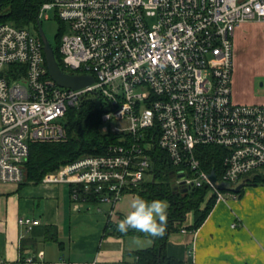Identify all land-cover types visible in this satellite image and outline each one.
Instances as JSON below:
<instances>
[{
    "label": "built area",
    "instance_id": "built-area-1",
    "mask_svg": "<svg viewBox=\"0 0 264 264\" xmlns=\"http://www.w3.org/2000/svg\"><path fill=\"white\" fill-rule=\"evenodd\" d=\"M49 9L62 24L63 71L93 81L58 85L37 30L0 23V182L23 181L30 143L65 141L66 113L86 99L100 101V131L121 135L44 175L74 184V198L94 194L114 207L152 177L153 146L174 167V188L207 184L216 199L264 167V104L232 99L234 30L264 21V0H48L39 21ZM205 146L222 152L214 183L196 156Z\"/></svg>",
    "mask_w": 264,
    "mask_h": 264
},
{
    "label": "crops",
    "instance_id": "crops-1",
    "mask_svg": "<svg viewBox=\"0 0 264 264\" xmlns=\"http://www.w3.org/2000/svg\"><path fill=\"white\" fill-rule=\"evenodd\" d=\"M258 23L243 22L233 34L232 99L264 104V67L251 68L244 58ZM254 173L264 177V167ZM252 178V174L247 177ZM225 190L203 222L193 230L171 233L166 251L183 264H264V181L241 182ZM240 184V183H239ZM68 182H0V264H135L132 253L152 245L149 238L117 236L107 222L119 223L137 195L125 193L112 207L107 202L74 198ZM80 197V196H79ZM185 225L194 221L189 213ZM39 221L27 228L20 218ZM53 238H46V228Z\"/></svg>",
    "mask_w": 264,
    "mask_h": 264
},
{
    "label": "trees",
    "instance_id": "trees-1",
    "mask_svg": "<svg viewBox=\"0 0 264 264\" xmlns=\"http://www.w3.org/2000/svg\"><path fill=\"white\" fill-rule=\"evenodd\" d=\"M48 0H0V23L11 22L18 27L33 26L37 30V13L39 6ZM56 37V46L53 48L54 56L62 70H65L60 61L58 43L61 30ZM67 138L59 142H33L29 145V154L25 161V175L22 182H40L48 172L55 171L60 165L70 163L83 155L102 153L109 142H119L120 133H104L100 131V109L96 102L86 99L79 108H69L65 119ZM153 161L152 177L132 188L128 192L134 193L145 199H162L167 201L168 210L164 234L156 238H150L147 234L130 229L127 233H120L116 229L118 223L107 222L105 228L117 236H141L149 238L152 245L136 250L132 253L135 264H183L179 259L169 256L166 251L168 237L171 233L182 228L196 229L206 218L212 208L216 194L211 191L209 185L192 187L185 191L176 189L171 184L174 167L170 163L166 152L158 146L149 150ZM196 156L200 159L202 168L219 177L222 166V152L217 147H198ZM251 175V174H250ZM246 182L253 184L264 181L260 173H252V178ZM21 183V182H20ZM225 190V189H224ZM86 200L98 202L99 198L82 194ZM189 213H193L194 221L191 225H185ZM50 228H46V238H53Z\"/></svg>",
    "mask_w": 264,
    "mask_h": 264
},
{
    "label": "clouds",
    "instance_id": "clouds-1",
    "mask_svg": "<svg viewBox=\"0 0 264 264\" xmlns=\"http://www.w3.org/2000/svg\"><path fill=\"white\" fill-rule=\"evenodd\" d=\"M131 211L116 225L120 233L130 229L150 238L162 236L166 227L168 203L162 199L148 200L137 195L130 204Z\"/></svg>",
    "mask_w": 264,
    "mask_h": 264
},
{
    "label": "rangeland",
    "instance_id": "rangeland-1",
    "mask_svg": "<svg viewBox=\"0 0 264 264\" xmlns=\"http://www.w3.org/2000/svg\"><path fill=\"white\" fill-rule=\"evenodd\" d=\"M259 21L252 20L249 23H258ZM41 27L47 37L49 43L54 48L56 46V37L59 34V30L62 27L60 20L57 18L54 9L47 11V16L40 18ZM258 28L254 31L255 33L250 34L248 49L245 52L244 58L250 63V67H264V25L257 26ZM30 30L34 31V27L30 26ZM97 105H101L100 101L96 99ZM60 165L57 169H59ZM187 216H191L188 214Z\"/></svg>",
    "mask_w": 264,
    "mask_h": 264
},
{
    "label": "water",
    "instance_id": "water-1",
    "mask_svg": "<svg viewBox=\"0 0 264 264\" xmlns=\"http://www.w3.org/2000/svg\"><path fill=\"white\" fill-rule=\"evenodd\" d=\"M37 33L43 43V52H44V58H45V63L47 66V70L51 78L60 86L63 87H69L72 89L84 86L86 84H89L90 82L93 81V78L90 75H79V74H71L68 72L63 71L55 56H54V51L49 43L47 37L45 36V33L41 27L40 21L37 19ZM209 180L214 183L215 182V175L213 171L209 173L208 175ZM219 189H224L227 184L220 183L217 185ZM242 186V183L237 185L235 188H233V191H238L240 187ZM181 191L187 190L185 187H180Z\"/></svg>",
    "mask_w": 264,
    "mask_h": 264
}]
</instances>
